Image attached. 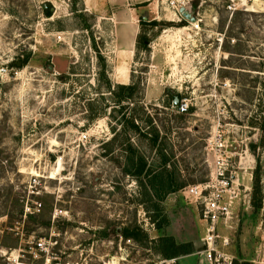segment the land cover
<instances>
[{"label": "rangeland", "instance_id": "obj_1", "mask_svg": "<svg viewBox=\"0 0 264 264\" xmlns=\"http://www.w3.org/2000/svg\"><path fill=\"white\" fill-rule=\"evenodd\" d=\"M106 1L0 0V264L51 234L69 264H196L182 188L208 180L219 144L240 191L219 248L264 264V0H149L130 58ZM156 174L180 188L159 199Z\"/></svg>", "mask_w": 264, "mask_h": 264}, {"label": "built area", "instance_id": "obj_2", "mask_svg": "<svg viewBox=\"0 0 264 264\" xmlns=\"http://www.w3.org/2000/svg\"><path fill=\"white\" fill-rule=\"evenodd\" d=\"M170 4L174 6L173 2ZM173 108L177 113L185 114L189 111V101L184 98L179 99ZM88 137L89 134L85 131L81 133L79 140L84 141ZM222 146V144L217 145V151L214 152L215 166L208 180L187 184L182 188L183 196L198 209L203 224L200 253L208 264H233L234 261L233 255L219 248V243L222 246L229 244L228 237L220 236L219 226H229L232 217L231 207L240 192L235 175L226 167L229 160L223 157ZM35 205L38 211L41 204L35 202ZM57 243L53 234L38 238L31 237L24 243L23 248L18 246L8 253L6 263L69 264L68 261L60 260ZM157 264H181V262L179 257H169L160 259Z\"/></svg>", "mask_w": 264, "mask_h": 264}, {"label": "crops", "instance_id": "obj_3", "mask_svg": "<svg viewBox=\"0 0 264 264\" xmlns=\"http://www.w3.org/2000/svg\"><path fill=\"white\" fill-rule=\"evenodd\" d=\"M149 0H107L112 9L106 18L113 22L116 50L123 56L132 57L136 50V42L140 31V11L146 9ZM196 264H208L200 258Z\"/></svg>", "mask_w": 264, "mask_h": 264}, {"label": "trees", "instance_id": "obj_4", "mask_svg": "<svg viewBox=\"0 0 264 264\" xmlns=\"http://www.w3.org/2000/svg\"><path fill=\"white\" fill-rule=\"evenodd\" d=\"M195 5L196 4H194V6ZM45 12H46L47 15H50L49 10H45ZM142 23H145V21L143 19H140V24H142ZM149 24L155 25L156 22L155 21H151V22H149ZM138 41H139V37L137 38V42ZM142 44H143L144 47L147 46V45H145V44H147L145 42V40L142 42ZM25 62H26V59L22 60L21 64L23 65V64H25ZM121 88H122L121 95L123 97H129L130 94L132 93V87L122 86ZM131 126L133 128H135V129H137V127L135 125H133V123H131ZM129 160H130V166H131V168H133L135 165H134V162H133L132 158L129 159ZM144 166H145V163H141L140 165H138V167H135V173L140 174L142 172V170L144 169ZM257 180H258V178H257ZM148 181H149V185L154 190L155 196H157L159 199L162 198L168 192L177 191L180 188V186H181L179 184H174V186L166 188V183H165L164 178L161 175H157V174L156 175H151L149 177ZM21 212H22V210H21ZM30 215L31 214H29V216ZM134 229H135V231H125L124 232V237L125 238H130L131 236H133L135 239L138 238L137 235H138V232L140 231V229L138 227H134Z\"/></svg>", "mask_w": 264, "mask_h": 264}, {"label": "water", "instance_id": "obj_5", "mask_svg": "<svg viewBox=\"0 0 264 264\" xmlns=\"http://www.w3.org/2000/svg\"><path fill=\"white\" fill-rule=\"evenodd\" d=\"M45 7V6H44ZM181 12H182V10H181ZM186 16H187V18H190L191 19V21H194L195 19L193 18V17H189L190 15L189 14H187V13H185V12H183ZM20 64V63H19ZM178 97H174V99H173V105L174 106H176L177 105V103H178Z\"/></svg>", "mask_w": 264, "mask_h": 264}, {"label": "bare ground", "instance_id": "obj_6", "mask_svg": "<svg viewBox=\"0 0 264 264\" xmlns=\"http://www.w3.org/2000/svg\"><path fill=\"white\" fill-rule=\"evenodd\" d=\"M110 263V262H109Z\"/></svg>", "mask_w": 264, "mask_h": 264}]
</instances>
